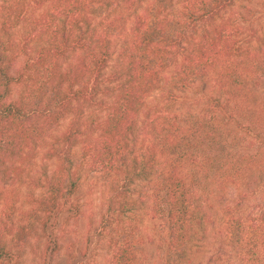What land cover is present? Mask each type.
Listing matches in <instances>:
<instances>
[{"label":"trees","instance_id":"trees-1","mask_svg":"<svg viewBox=\"0 0 264 264\" xmlns=\"http://www.w3.org/2000/svg\"><path fill=\"white\" fill-rule=\"evenodd\" d=\"M89 175L104 264H264V0H0V264H76Z\"/></svg>","mask_w":264,"mask_h":264},{"label":"rangeland","instance_id":"rangeland-1","mask_svg":"<svg viewBox=\"0 0 264 264\" xmlns=\"http://www.w3.org/2000/svg\"><path fill=\"white\" fill-rule=\"evenodd\" d=\"M153 98L154 100L159 99L160 93L155 94ZM103 190L104 188L101 186L95 175L84 177L81 189L77 195L80 209L83 211V216L81 217L78 226H72L69 229L70 240L76 244V264H104V258L106 255L104 251L101 250V244L97 242L99 238L98 233L93 228L89 231L88 224L90 220H97L99 217L102 199L105 194ZM86 238H90V241L86 240ZM68 244L69 242L65 243L64 251H66ZM87 246L88 249H86ZM80 248L81 252L79 254ZM85 251L86 255L84 257L81 256V253ZM25 264H37V261L30 256L27 258Z\"/></svg>","mask_w":264,"mask_h":264}]
</instances>
